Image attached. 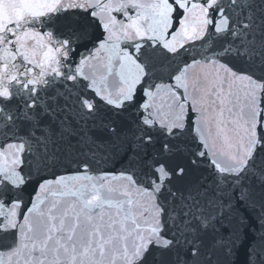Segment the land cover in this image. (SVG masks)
I'll return each mask as SVG.
<instances>
[{
  "label": "water",
  "instance_id": "95a60500",
  "mask_svg": "<svg viewBox=\"0 0 264 264\" xmlns=\"http://www.w3.org/2000/svg\"><path fill=\"white\" fill-rule=\"evenodd\" d=\"M0 264H264V0H0Z\"/></svg>",
  "mask_w": 264,
  "mask_h": 264
}]
</instances>
